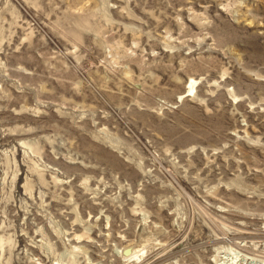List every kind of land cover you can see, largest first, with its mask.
I'll return each mask as SVG.
<instances>
[{
  "label": "rangeland",
  "instance_id": "1",
  "mask_svg": "<svg viewBox=\"0 0 264 264\" xmlns=\"http://www.w3.org/2000/svg\"><path fill=\"white\" fill-rule=\"evenodd\" d=\"M0 264H264V0H0Z\"/></svg>",
  "mask_w": 264,
  "mask_h": 264
},
{
  "label": "bare ground",
  "instance_id": "2",
  "mask_svg": "<svg viewBox=\"0 0 264 264\" xmlns=\"http://www.w3.org/2000/svg\"><path fill=\"white\" fill-rule=\"evenodd\" d=\"M143 253H144V251H143ZM135 255H137V254L134 253V254H132L131 256L127 257V258H128L127 260L130 261L131 258L136 257Z\"/></svg>",
  "mask_w": 264,
  "mask_h": 264
}]
</instances>
